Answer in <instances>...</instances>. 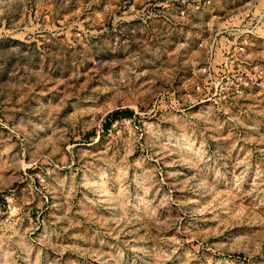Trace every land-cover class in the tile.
Wrapping results in <instances>:
<instances>
[{"label": "rangeland", "instance_id": "rangeland-1", "mask_svg": "<svg viewBox=\"0 0 264 264\" xmlns=\"http://www.w3.org/2000/svg\"><path fill=\"white\" fill-rule=\"evenodd\" d=\"M0 264H264V0H0Z\"/></svg>", "mask_w": 264, "mask_h": 264}]
</instances>
